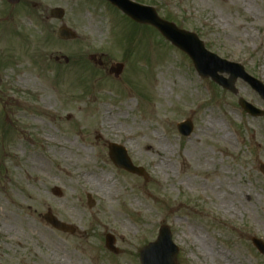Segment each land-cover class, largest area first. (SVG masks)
<instances>
[{
    "label": "rangeland",
    "instance_id": "rangeland-1",
    "mask_svg": "<svg viewBox=\"0 0 264 264\" xmlns=\"http://www.w3.org/2000/svg\"><path fill=\"white\" fill-rule=\"evenodd\" d=\"M135 1L264 83V0ZM62 25L77 37L59 38ZM236 87L201 77L155 28L105 0H0V264H141L162 225L177 264H264L252 243L264 241V115L238 102L264 100ZM186 119L189 136L177 128ZM111 143L148 178L118 168Z\"/></svg>",
    "mask_w": 264,
    "mask_h": 264
},
{
    "label": "water",
    "instance_id": "water-1",
    "mask_svg": "<svg viewBox=\"0 0 264 264\" xmlns=\"http://www.w3.org/2000/svg\"><path fill=\"white\" fill-rule=\"evenodd\" d=\"M7 1L10 4H17L20 2V0ZM107 1L120 9L135 22L151 25L159 30L167 40L190 56L197 72L201 76L211 77L222 87L234 93L238 92L235 82L238 78H241L264 99V83L262 81L247 73L244 66L240 63L223 59L217 54L209 51L205 47V43L196 33L180 29L174 23L162 19L152 6L143 5L133 0ZM51 16L57 19H62L65 16V10L60 7H55L51 10ZM58 36L65 40L75 39L77 33L63 25L58 30ZM122 69L123 65L117 64V67H112L110 72L118 77ZM224 73L229 74V77H224ZM239 103L252 116L258 117L264 115V110L257 108L244 98H240ZM193 127V123L189 119L178 124L180 133L186 136L193 132ZM110 157L119 168L134 174L142 175L145 178L148 177V174L143 167L135 166L133 164L123 146L115 143L111 144ZM260 168L264 173V164H261ZM45 219L59 230H67L71 233L75 232L74 227L60 221L52 214H46ZM115 242V237L112 234L106 236L107 247L113 252H118ZM252 242L257 249L264 254V242L256 237L252 239ZM178 253L179 247L173 241L171 228L167 225H163L159 230V235L156 241L150 242L141 249L140 260L141 264H177L176 259Z\"/></svg>",
    "mask_w": 264,
    "mask_h": 264
},
{
    "label": "bare ground",
    "instance_id": "bare-ground-1",
    "mask_svg": "<svg viewBox=\"0 0 264 264\" xmlns=\"http://www.w3.org/2000/svg\"><path fill=\"white\" fill-rule=\"evenodd\" d=\"M129 102H130V100H128V101L126 102V104L128 105ZM113 119H114V118L110 115V111L107 110V111H106V116H105L106 124H107L108 126H110L111 128H116V125L113 124V123H111V121H112ZM217 125L220 126L221 128H223V125H222L220 122H217ZM207 130H211V129H210V128H207ZM96 131H97L98 134H100V135L102 134V131H101V130L96 129ZM205 133H206V132L204 131L203 134H205ZM229 137H230L229 134H225V136H224L225 139H228ZM147 147H148V149H150V150H152V151H155L150 145L147 146ZM165 165H166V164H162V165L159 166V168H164ZM166 167H169V166L166 165Z\"/></svg>",
    "mask_w": 264,
    "mask_h": 264
}]
</instances>
